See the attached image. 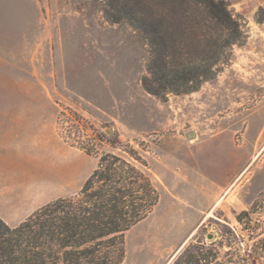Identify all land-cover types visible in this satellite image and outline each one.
Here are the masks:
<instances>
[{"label":"rangeland","instance_id":"rangeland-1","mask_svg":"<svg viewBox=\"0 0 264 264\" xmlns=\"http://www.w3.org/2000/svg\"><path fill=\"white\" fill-rule=\"evenodd\" d=\"M229 3L245 36L229 63L198 90L159 98L141 85L146 45L107 21L100 0H0V106L43 129L30 140L36 166L54 174L62 165L70 196L111 152L159 192L125 232L121 264H171L191 243L210 254L200 264H264V0Z\"/></svg>","mask_w":264,"mask_h":264},{"label":"trees","instance_id":"trees-1","mask_svg":"<svg viewBox=\"0 0 264 264\" xmlns=\"http://www.w3.org/2000/svg\"><path fill=\"white\" fill-rule=\"evenodd\" d=\"M100 1L107 21L127 25L146 45L141 85L159 98L198 90L229 63L232 46L245 41L229 0ZM81 149L92 154L88 146ZM126 152L146 166L132 147ZM158 200L144 169L102 152L75 194L47 202L16 225L0 217V264H121L125 232ZM241 214L247 212L238 213V220ZM201 248L188 244L171 264H200L210 255Z\"/></svg>","mask_w":264,"mask_h":264},{"label":"crops","instance_id":"crops-1","mask_svg":"<svg viewBox=\"0 0 264 264\" xmlns=\"http://www.w3.org/2000/svg\"><path fill=\"white\" fill-rule=\"evenodd\" d=\"M18 111L24 110L0 106V217L9 225L20 223L35 209L65 196L62 165L54 174H47L35 164L34 153L39 145L30 141L31 135L43 137V129L40 132L28 120L19 116L6 118L4 114ZM60 146L68 152V145Z\"/></svg>","mask_w":264,"mask_h":264},{"label":"built area","instance_id":"built-area-1","mask_svg":"<svg viewBox=\"0 0 264 264\" xmlns=\"http://www.w3.org/2000/svg\"><path fill=\"white\" fill-rule=\"evenodd\" d=\"M216 264H261L258 260H251V259H229L226 261H217Z\"/></svg>","mask_w":264,"mask_h":264},{"label":"water","instance_id":"water-1","mask_svg":"<svg viewBox=\"0 0 264 264\" xmlns=\"http://www.w3.org/2000/svg\"><path fill=\"white\" fill-rule=\"evenodd\" d=\"M208 237H210V235Z\"/></svg>","mask_w":264,"mask_h":264}]
</instances>
